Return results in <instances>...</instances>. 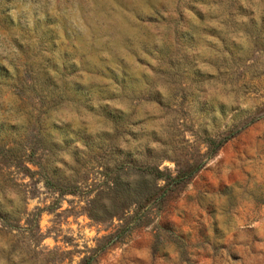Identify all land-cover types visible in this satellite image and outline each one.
<instances>
[{
    "label": "rangeland",
    "instance_id": "374dc122",
    "mask_svg": "<svg viewBox=\"0 0 264 264\" xmlns=\"http://www.w3.org/2000/svg\"><path fill=\"white\" fill-rule=\"evenodd\" d=\"M0 101V264H264V0H0Z\"/></svg>",
    "mask_w": 264,
    "mask_h": 264
},
{
    "label": "trees",
    "instance_id": "16d2710c",
    "mask_svg": "<svg viewBox=\"0 0 264 264\" xmlns=\"http://www.w3.org/2000/svg\"><path fill=\"white\" fill-rule=\"evenodd\" d=\"M139 171H141L142 173L146 175H150L155 180H159V179L166 180V178L170 180L172 179L169 177L168 174H165L163 171L159 170L157 166H153V165H145ZM172 180H175V179H172ZM159 194H161V192Z\"/></svg>",
    "mask_w": 264,
    "mask_h": 264
},
{
    "label": "clouds",
    "instance_id": "9594fccd",
    "mask_svg": "<svg viewBox=\"0 0 264 264\" xmlns=\"http://www.w3.org/2000/svg\"><path fill=\"white\" fill-rule=\"evenodd\" d=\"M254 3L255 4H260V0H254ZM203 7V6H202ZM213 8L214 9H216L217 10V12H219V10H220V6L219 5H213ZM253 11L255 12V11H257V9L256 8H253ZM245 21H246V19L247 18H243ZM210 23H212L213 24V26H216V25H218L219 24V20H217V21H211ZM207 39H209V40H213L214 38L213 37H207ZM233 39H236V41L238 42V43H242V42H245L246 41V37L244 36V33L243 32H240V33H238L237 35H234L233 36ZM163 90V89H162ZM11 94V93H10ZM13 95V98L14 99H17V102H18V98H16L15 96H14V94H12ZM0 102H2V101H0ZM18 123H20V122H23V121H17Z\"/></svg>",
    "mask_w": 264,
    "mask_h": 264
}]
</instances>
